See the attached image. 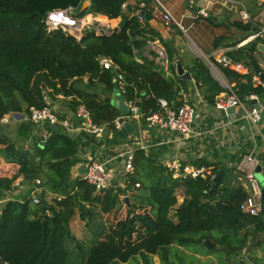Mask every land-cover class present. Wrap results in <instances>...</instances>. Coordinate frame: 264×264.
<instances>
[{"label": "trees", "instance_id": "obj_1", "mask_svg": "<svg viewBox=\"0 0 264 264\" xmlns=\"http://www.w3.org/2000/svg\"><path fill=\"white\" fill-rule=\"evenodd\" d=\"M128 1L89 0V6L82 10L84 0H0V120L14 114L28 117L31 107L47 105L45 93L53 101L62 96L70 110L84 105L94 123L107 125V132L112 133L111 142L123 141L113 127L119 110L107 101L116 89L115 73L101 68L100 57L110 59L124 75V97L138 106L142 122L158 111L160 98L174 108L183 105L182 100L178 101L179 93L188 82L177 76V51L152 20L137 21L132 16V5L122 9ZM141 1L148 4V0ZM69 6L79 18L92 14L109 22L120 18V22L106 34L90 29L76 41L62 29H49L46 24L49 11ZM259 7L264 8V4ZM252 25L233 24L248 34L254 31ZM258 42V38L252 40L236 54L245 60V51L252 55ZM220 43L215 40L214 48ZM149 44L162 51L165 66L159 64L161 59L156 61L160 56L148 49ZM179 62L200 87L204 100L214 107L217 97L226 90L211 77L201 60L192 58L188 66L181 58ZM222 71L237 81L240 99L251 94L264 98V87L253 86L250 76L241 83L240 75L228 69ZM19 123L18 138L24 144L31 139L30 153L22 158L16 143L0 134V200L12 192L19 178L32 185L40 179L44 191L54 197L51 203L41 197L38 204L29 195L9 197L2 205L0 257L9 264H70L68 244L74 238L69 223L77 210L84 220L85 216L92 218L94 209H98L104 219L100 222L105 225L83 264H128L137 255L145 264H149L152 255H158L161 264H182L179 247L188 249L189 245H202L205 240L235 255L244 248L264 245V200L259 216L240 212L239 205L247 191L240 182L233 183L237 177H243L241 173L233 180L231 172L224 173L215 191L209 193L212 181L173 179L158 159L137 150L134 170L127 175L123 187L97 192L78 177L70 180L71 169L77 162V145L61 127L56 126L58 131L52 132L48 125H43L47 135L42 140L43 136L35 133L38 125L28 119ZM192 165L212 167L214 174L223 169L220 164L201 159ZM136 184L143 193L130 191ZM178 189L183 201L177 206ZM122 206L126 213L118 218L115 215ZM173 208L175 220L170 218ZM252 225L255 231L251 234L248 227ZM76 249L79 250L78 244Z\"/></svg>", "mask_w": 264, "mask_h": 264}, {"label": "crops", "instance_id": "obj_2", "mask_svg": "<svg viewBox=\"0 0 264 264\" xmlns=\"http://www.w3.org/2000/svg\"><path fill=\"white\" fill-rule=\"evenodd\" d=\"M157 1L164 5V7L172 14V16L182 27L184 22L188 23L186 29L191 30L195 28L194 25L190 24V22L186 20H191L192 23L194 21H198L203 25L200 27L202 29L201 31L200 29L196 30L194 37L191 38L187 35L186 37L188 40H194L190 42L196 46L204 59L207 58L213 60L214 54L219 53L224 54L231 60L242 64L245 69L244 74L235 72L231 68L224 67L222 65H216V74L210 71L211 77L222 88L223 86L220 84V80H222V82L227 85H233L235 87L237 82L233 78H228L225 76L222 69H228L233 73L240 75L241 79L239 81L241 83L245 82L246 76H250L253 86H262V84H264V79L253 72L245 57V60H243L239 58V55L236 54L240 48L245 47L252 41H246L249 36L257 32L260 28L264 27V8L260 9L259 7L264 4V0H258L256 3L252 0H200L198 2L199 8H206L208 13V18L202 20H200L201 18L196 17L190 19L191 15L194 13V8L187 6V9L184 11V9L181 10V8H178L172 0ZM138 2L144 1L129 0L127 3L129 5H133L134 3L136 4ZM153 5L154 0H148V4L146 3L148 10H150ZM243 9L247 11L253 23L251 28H254V31L249 34L233 26L235 22L241 23L243 25L246 24L240 20V12ZM102 21L109 23V25L113 28L118 27L120 18L110 22L107 20V18H104ZM172 36L173 37L171 39L168 38L169 35L166 36V42L171 43L176 51L178 50L177 48H180V52L184 53V55L183 57L180 55L177 57L178 59L181 58L184 66H188L192 58H188L189 56L185 54L187 51L185 47L181 48L178 46L180 45L179 37L174 34H172ZM215 40H220L221 42L217 48H214ZM182 43L186 44V41L184 40ZM258 45H262L264 47V36L260 38ZM197 46H200V48ZM155 48L156 46L153 45L148 47V49L156 52ZM228 53H233L234 56L231 57L228 55ZM144 56L148 57V54L145 52ZM251 56L258 64L260 72L264 74V53L257 48V51ZM199 58L200 57H198V59ZM161 60L162 61H160V58L156 59L157 62L160 61V65L165 66L163 62L164 59L161 58ZM182 68L187 74H189L184 67ZM187 82L188 84L182 88L181 92L179 93L181 97L178 99V101L182 100L183 102L190 103L193 106L195 110V118L191 123V130L195 132L196 136L181 143L173 144L166 142V139L173 137V135L158 129L151 130L147 132V137L149 142H153L155 145L149 149V156L160 161L161 158H165L167 154L174 153V157L176 156L183 163L189 165H192V162L198 159L205 160L209 163L220 164L223 166L225 173H232V177H230L233 180L236 175L240 173L238 170L239 162L244 156L252 155L259 161L260 166L263 168L261 174L264 175V112L262 114V122H260L257 126L234 117L221 118L219 113L214 110V107L209 105L204 100L200 87L195 85L192 79ZM225 95L226 92L221 93L217 98L224 97ZM56 98L57 99L53 101L47 96V94L44 93V100L47 105L56 110L60 115L73 111L67 106V101L62 96H57ZM25 120H27V116H18L16 118L10 116L7 118V122L5 123L0 121V128L5 129L10 125H15L16 127L18 124H20L19 122ZM63 131L66 133L64 129ZM139 131L137 130V132H135V137L138 135ZM35 133L42 135L44 138L47 135L43 125L37 126ZM2 134L8 137L6 132ZM66 134L72 138L77 145V162L72 167L70 173V177L72 176V178H75L78 174L84 172V166L86 165L87 159L89 157L99 161L111 160L112 164L113 160L116 158L117 146H119V143L122 142H111L112 133L109 132L105 133L102 138L90 137L81 132L75 134ZM30 141L31 139H29V141L25 142L24 144L22 143V140L18 138L16 147L19 149L26 148L28 150V143ZM111 166L112 165H110V167ZM237 181L240 182L242 187L246 190V184L243 178L237 177V180L234 181L233 184H238ZM16 183H19V187H15L14 185L12 192L2 200H6L9 197L19 198L29 195L32 184L26 180H23L22 178H19ZM52 197H54V195H51L50 198ZM182 201L183 197L179 199V202L177 198V206L180 205ZM175 209L176 208H173L170 213V218L172 220H175ZM103 228L101 227L98 232H93V236L96 238V240L90 247H92L97 242L100 236L98 234L102 233ZM259 238H261V236ZM90 247L87 249V251L81 250L79 252L76 250H70V264H83L82 262ZM215 247H218V249L208 250L203 246V243L202 245L198 243L191 244L189 245L188 249L179 247L183 253L182 255L184 261L182 264H264V245L261 248H244L239 254L236 255L230 254L225 247ZM249 250H251V252ZM148 263L161 264L158 255L150 256ZM128 264H145V261L141 256L137 255L134 259L129 261Z\"/></svg>", "mask_w": 264, "mask_h": 264}, {"label": "built area", "instance_id": "obj_3", "mask_svg": "<svg viewBox=\"0 0 264 264\" xmlns=\"http://www.w3.org/2000/svg\"><path fill=\"white\" fill-rule=\"evenodd\" d=\"M182 1L187 3L190 8H193L197 5L199 6L198 2L200 0ZM84 2L89 4V0H84ZM128 5L127 2L124 3L122 9L126 10ZM132 7V16L140 23L145 21L144 14H149L153 23L157 26L160 25V28L167 34L173 28L183 30V27L176 21L172 14L157 0H154V5L149 12H146L147 7L144 2L134 3ZM74 12L75 9L70 6L65 9L51 10L47 13L46 24L49 29H62V31L72 36L76 41H80L84 33L90 29L95 30L97 34H106L112 29L109 23L102 21L104 18L95 17L92 14H86L79 18L73 15ZM197 17L207 19V9L204 7L199 8L196 14V18ZM64 20H66V24H63ZM240 20L246 24L252 22L245 9L240 12ZM262 36H264V27L249 36L246 41L255 40L256 38L260 39ZM149 46L151 47L152 45L149 44ZM156 52L160 56L159 58L164 59V55L160 49L156 48ZM205 61L210 71L214 74H216L217 71L216 65L229 67L233 71L242 74L245 73L242 64L231 60L224 54L215 53L213 60L206 58ZM98 62L102 69L110 70L115 73L114 83L116 89L114 92L117 95L124 96L126 87L124 75L117 71V67L114 66L110 59L100 57L98 58ZM220 84L226 90V95L216 99L214 110L218 113L220 110L226 112V109L233 107L235 115L231 117L244 120L257 126L262 120L264 101L260 102V99L254 94L248 95L242 100L238 97L237 88L235 86L227 85L222 82V80H220ZM262 87H264V84H262ZM251 101H255V105H251ZM157 103L159 106L158 111L146 116L145 121L142 122L140 119L141 115H137L138 106L134 101L126 100L125 98L124 104L128 111L125 117L134 126L135 132L140 130L138 135L135 137L134 133L119 143V146H117L116 158L113 160L112 164L111 160L99 161L89 157L84 166V172L78 174L75 178L78 177L87 182L89 185L93 186L97 192L113 189L118 187V185H116L117 171L112 167L113 164L118 161L121 166L122 174L127 176L134 170L135 151L141 150L144 151L146 155H149V149L154 147L155 144L149 142L147 132L154 129L168 132L170 135H173V137L166 139V142L173 144L181 143L196 136L195 132L191 130V123L195 118V110L190 103L183 102V105L176 108L170 106L168 101L163 98L158 99ZM8 117H10V115L4 116L0 121L5 123ZM27 119L29 122L38 126L55 125L64 129L68 134L81 132L94 138H102L108 131L106 124L99 125L93 122L90 111L84 105H79L75 110L66 112L63 115H60L48 105L42 108L31 107ZM118 119L119 117L113 122V127L117 131L121 128ZM160 162L162 166L171 173L172 178L176 180L182 181L188 178H199L212 181L215 175L212 167H196L185 164L176 156L165 158L160 160ZM110 165L112 166L110 167ZM258 166H260L259 161L252 155L244 156L238 164V170L243 175L242 178L245 181L247 191V197L240 203L239 210L242 214L252 217L259 216L263 206L261 186L256 179L255 173ZM120 186L123 187V185ZM135 186L138 187L139 185L136 184ZM15 187H19V183H16ZM43 191L44 188L41 186V180L36 179L29 193V197L32 198L34 204H38L37 197ZM7 200L8 199L0 200V209ZM0 262L9 264L1 257Z\"/></svg>", "mask_w": 264, "mask_h": 264}, {"label": "rangeland", "instance_id": "obj_4", "mask_svg": "<svg viewBox=\"0 0 264 264\" xmlns=\"http://www.w3.org/2000/svg\"><path fill=\"white\" fill-rule=\"evenodd\" d=\"M172 1L175 3V5L178 8H181V10L184 9V11L187 9V6H189L187 3L183 2L182 0H172ZM193 8H194V13L191 15L190 19H193L194 17H196V14H197V11L199 9V6L197 5V6L193 7ZM197 18H201V17H197ZM200 20H202V18ZM186 21H188V22H190V24L194 25L195 28L191 29V30L190 29H186L188 23H184L183 22V24H182L183 27H184L183 30H179V29L173 28L174 30L172 29L167 34L165 31H163L161 29L162 34H163L164 38L169 35V37H168L169 39H171L173 37L172 34L177 35V37H179V39H180V41H179L180 45H178V46H180L181 48L185 47V49H187L185 54H187L189 56L188 58H197L198 59V57H200L199 59L207 66V62L205 61L204 57L201 55L200 51L196 48V46H194L190 42V41H194V40H192V39L188 40V38L186 37V35L191 37V38L194 37V34L196 33V30L200 29V31H201L202 29L200 27H202L203 25L200 22H198V21H194L193 23H192L191 20H186ZM184 40L186 41V44L182 43V41H184ZM197 47L200 48V46H197ZM177 49L179 50L180 48H177ZM178 50H177V54L180 55L181 57H183L184 53H182V52H180V50L179 51ZM209 72H210V70H209ZM261 122H262V120H261ZM18 125L16 127H15V125H10L9 127L5 128V129L0 128V134L6 132V134L8 135V138L12 142L18 143V133H17ZM112 167L117 171V174H116V181H117L116 185L121 187L120 185L124 184L127 176H124L122 174L121 166L118 163V161H116V163H114ZM74 179L75 178L74 177L72 178V176H71L70 180L72 181ZM256 179L258 180L259 185L261 186V182L264 180V175L260 174L259 176H256ZM140 190H141L140 187H136L135 186V188H133L130 191L135 192V193L136 192L143 193V190H141V191ZM42 194H39L37 198L40 199L41 197H43V199H45L48 203H51V201H52V199L50 198L51 195L46 193L45 191ZM176 195H177L178 202H179V199L183 197L181 189H178L176 191ZM128 196H131V193H128ZM126 198H128V197H126ZM125 213H126V207L122 206L120 208V210L116 213L115 216L118 217V218H123L125 216ZM108 218L111 219L112 217L109 216ZM100 221L104 222V219H103V217L100 214L98 209H94V216L92 217V219L89 216H85L84 220H82L80 218V212L77 210L75 212L73 218L71 219L70 223H69L70 231H71V234H72V236L74 238V241H72L71 244H68V248L70 250H76V251H79V252L81 250H86L87 251V249L96 240V238L93 236V234H94L93 232H95V231L98 232L101 227L103 228V226H105ZM100 225H102V226H100ZM76 243L79 246V250L76 249V245H77ZM71 254H72V252H71Z\"/></svg>", "mask_w": 264, "mask_h": 264}, {"label": "water", "instance_id": "obj_5", "mask_svg": "<svg viewBox=\"0 0 264 264\" xmlns=\"http://www.w3.org/2000/svg\"><path fill=\"white\" fill-rule=\"evenodd\" d=\"M253 2H258V0H252ZM89 6V4L87 2H84L82 5V10L86 9ZM144 17L147 21H151V17L149 14H144ZM158 29L160 28V25L157 26ZM258 50H260L261 52L264 53V47L262 45H258L257 46ZM244 57L247 60L248 64L250 65V67L252 68L253 72L256 75H259L262 79H264V74L260 72V68L258 66V64L256 63V61L252 58L251 54H249L247 51H245L244 53ZM174 60L177 62L176 64V73L177 76L180 77L182 80L184 81H190L191 78L189 76V74H187L184 69L182 68V65L179 62L178 57L174 54ZM110 100L113 104V106L115 108H117L119 110V119H118V123L121 125V128L118 130L117 134L120 138L122 139H126L128 138L130 135L135 133V128L134 126L129 122V120L125 117L128 113L127 108L124 104L125 101V97L124 96H120L117 95L115 92H113L110 96V99H107V101ZM264 98L260 99V102H263ZM255 101H251L250 104L251 105H255ZM137 115H140V109L137 110ZM219 115L221 118H226V117H231L235 115V110L233 107H230L228 109H226V112H224L223 110L219 111ZM15 118L16 117H21L20 114H14L13 115ZM48 129L52 132H57L58 128L55 125H49ZM44 139V137H42V140ZM43 145V142L40 143V146ZM19 153L20 156L22 158H26L29 156V151L26 148H20L19 149ZM168 155V156H167ZM165 158H170L173 157L175 154L174 153H169L167 154ZM165 158H161V160L165 159ZM263 171V168L261 166H258L255 170L256 176H259ZM225 173V171L221 168L219 169L211 182V186H210V190L209 193H212L215 191L218 182L220 181V179L222 178L223 174ZM261 193H262V199L264 200V180L261 182ZM128 198H125V201L128 204ZM255 229V225L249 226L248 230L249 232L252 234L254 232ZM203 246L205 248H207L208 250H213V249H218V247H215L214 244L210 241H204L203 242ZM223 249V248H222Z\"/></svg>", "mask_w": 264, "mask_h": 264}, {"label": "clouds", "instance_id": "obj_6", "mask_svg": "<svg viewBox=\"0 0 264 264\" xmlns=\"http://www.w3.org/2000/svg\"><path fill=\"white\" fill-rule=\"evenodd\" d=\"M46 16H47V15H46ZM65 21H66V20H64V23H63V24H66Z\"/></svg>", "mask_w": 264, "mask_h": 264}]
</instances>
